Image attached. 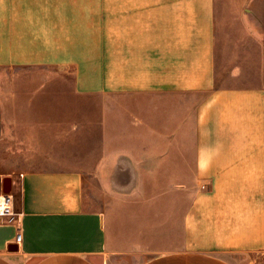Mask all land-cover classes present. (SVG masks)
I'll use <instances>...</instances> for the list:
<instances>
[{
    "label": "crops",
    "instance_id": "obj_1",
    "mask_svg": "<svg viewBox=\"0 0 264 264\" xmlns=\"http://www.w3.org/2000/svg\"><path fill=\"white\" fill-rule=\"evenodd\" d=\"M222 1L0 0V175L19 204L17 219L0 223V264H264V24L252 19L264 0H240L253 10L228 64ZM31 67L70 76L68 96L138 94L133 123L117 126L130 151L87 173L73 146L75 105L35 104L29 119L30 105L8 102L12 92L23 100L14 81ZM26 92L28 103L44 94ZM111 161L126 177L145 175L142 165L181 176L190 161V202L173 219L169 195L153 199L155 228L115 224L88 189Z\"/></svg>",
    "mask_w": 264,
    "mask_h": 264
},
{
    "label": "rangeland",
    "instance_id": "obj_2",
    "mask_svg": "<svg viewBox=\"0 0 264 264\" xmlns=\"http://www.w3.org/2000/svg\"><path fill=\"white\" fill-rule=\"evenodd\" d=\"M261 2L262 4L264 3L263 1ZM243 5L240 0H223L219 8V45H223V49L230 56L226 59L227 64L232 62L233 56V54L231 56L228 52L229 45L232 41H236L237 38H243L242 35L245 33L243 25L246 23L244 14L248 16L253 10L249 4L243 10ZM257 6V11H260L259 8H264V4H258ZM252 19L253 24L262 22L264 24V12H256V15ZM21 71L32 73L27 78L14 81L19 88L17 91L20 92L21 90L26 95L22 96L23 100H21L20 96L17 98L12 96V92L7 97L8 102L17 99V103L21 105L26 103L28 106L30 105L25 114L29 119L32 118V112L30 110L36 109V106L34 107L35 104L42 105L43 107L67 103L75 105L73 124H75L76 128L75 136L73 137V146L77 151V162L83 166L82 168L87 170V173H92V171H97L98 173L100 158L114 152H119L122 149L130 151L131 145L121 143L120 134L118 133L120 129L117 126L121 122L127 126H129L128 124L130 122L133 123L135 114L133 106L138 103V98L140 97L138 94H127L122 97L114 94L76 95L72 97L68 96L67 93L73 88V80L70 76L64 77L61 73L62 70L31 67L21 69ZM70 71L72 72L73 68ZM44 72H60L61 75L58 78L55 75L49 78L43 74ZM34 89H43L44 94L30 96L29 100H32V102L28 103V92L26 91ZM4 91L3 81L0 80V94H3ZM142 96L148 99L149 94ZM144 101L147 102L145 99ZM143 109L146 112L147 103ZM59 115L62 116L65 114L60 111ZM62 131L65 132V129L61 128ZM113 164H115V161H111V172H108V174L99 173L92 175L89 179L92 185L88 186V189L92 208H99L101 205L104 206L106 210L112 213L115 224L121 223L123 225L124 221H127L125 224L127 223L128 230L130 231L133 227L136 228L137 226L141 228L140 230L155 228L153 222L159 217V209L156 206H152L154 203L153 199L163 197L164 194L169 195V198L172 200L170 204V208L172 207V209L170 210L173 219L179 215L180 210L185 206L183 198H187V201L190 202L196 185V177L193 174L192 163L190 161L186 173L181 176L159 175L157 172H161V170L157 171L153 166L147 168V165H142L145 175L134 177L118 176L114 173L115 168ZM180 183L185 185L182 187L183 192H179V190L175 191L179 188ZM165 189L171 191L165 192ZM122 190L125 193L126 191L135 192L134 197L131 198L132 194L130 196H122ZM181 198L182 203H180ZM18 200L19 197L17 198ZM120 200L124 202V206L121 202L118 203ZM132 201L135 203V209H131L132 205L130 203ZM159 203L163 206L162 202ZM18 207L19 204L17 203V210ZM118 213L119 216L116 220ZM134 215H136L137 222L132 218ZM125 229L127 230V228ZM239 259L240 257L236 258V260Z\"/></svg>",
    "mask_w": 264,
    "mask_h": 264
},
{
    "label": "built area",
    "instance_id": "obj_3",
    "mask_svg": "<svg viewBox=\"0 0 264 264\" xmlns=\"http://www.w3.org/2000/svg\"><path fill=\"white\" fill-rule=\"evenodd\" d=\"M16 209L14 193L11 191L5 192L1 188L0 191V223L11 222L16 220L15 217L18 214ZM21 233L17 235V241L21 240Z\"/></svg>",
    "mask_w": 264,
    "mask_h": 264
},
{
    "label": "water",
    "instance_id": "obj_4",
    "mask_svg": "<svg viewBox=\"0 0 264 264\" xmlns=\"http://www.w3.org/2000/svg\"><path fill=\"white\" fill-rule=\"evenodd\" d=\"M1 188L5 192L11 191V188H12V177L11 176L2 177L0 175V191H1Z\"/></svg>",
    "mask_w": 264,
    "mask_h": 264
}]
</instances>
